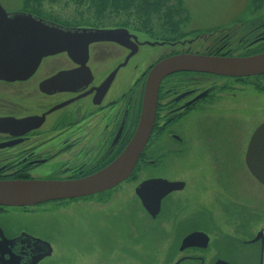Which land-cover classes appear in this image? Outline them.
<instances>
[{
	"label": "flooded vegetation",
	"instance_id": "af4514ba",
	"mask_svg": "<svg viewBox=\"0 0 264 264\" xmlns=\"http://www.w3.org/2000/svg\"><path fill=\"white\" fill-rule=\"evenodd\" d=\"M225 7L224 19L219 8H211L210 24L195 29L193 38L170 40L166 30L175 32L173 22L157 34L145 33L147 38L130 26L102 25L127 32L91 42L87 55L80 50L72 56H47L24 80H0V180H75L107 167L134 136L147 75L162 59L263 53L264 0H230ZM187 12L176 4L164 14L177 20L175 13ZM188 23L180 22L182 34H177H186ZM50 78L54 82L43 84ZM156 95L151 133L126 179L92 195L31 206L0 205V264H56L61 256L57 242L34 230L31 217L82 202L98 205H88L89 211L114 206L110 217L116 219L117 234L101 230L99 244L112 260L98 264H264V187L258 183V203L243 198L231 176L232 163H224L230 155L248 152L252 133L264 121V74L174 71L160 80ZM254 120L259 122L250 129ZM174 152L195 157V186L185 176L140 178L143 169L169 167L162 159ZM154 179L180 187L167 192L151 215L137 189ZM195 188L197 202L191 196ZM141 191L160 192L153 186ZM218 208L224 212L223 226L214 221ZM139 214L155 240L144 258L137 256Z\"/></svg>",
	"mask_w": 264,
	"mask_h": 264
},
{
	"label": "water",
	"instance_id": "95a60500",
	"mask_svg": "<svg viewBox=\"0 0 264 264\" xmlns=\"http://www.w3.org/2000/svg\"><path fill=\"white\" fill-rule=\"evenodd\" d=\"M113 36L114 31L64 28L29 13L6 12L0 5V80L25 79L47 55L61 51L72 55L79 51L81 46L86 49L87 44L93 40ZM181 70L228 76L264 74V53L246 58L179 55L161 60L148 75L135 134L115 161L106 168L78 180L0 181V205H34L49 200L89 195L106 190L125 179L149 137L159 81L165 75ZM52 81L53 79H49L44 84ZM245 162L254 178L264 184V123L251 136ZM148 185L160 190L155 194L139 192L143 205L153 215L157 212L159 201L165 193L172 190V187H179L177 183L161 179L147 181L140 187Z\"/></svg>",
	"mask_w": 264,
	"mask_h": 264
},
{
	"label": "rangeland",
	"instance_id": "374dc122",
	"mask_svg": "<svg viewBox=\"0 0 264 264\" xmlns=\"http://www.w3.org/2000/svg\"><path fill=\"white\" fill-rule=\"evenodd\" d=\"M229 2L230 0H149L144 5L150 10H153V17L143 18L133 11L131 13H122V17L113 16L112 14L104 15L103 20H100L101 17H97V15L91 11L76 7L72 0H59L55 3L45 2L41 4V6H43V11L46 12V14L58 18L61 21L66 20L68 23L73 24L79 23L82 20H88L87 22L92 25L94 23L130 26L137 30L138 35L143 38H147L145 33H149L150 31L152 34H157V32H161L164 29V25L168 27V25L173 22L177 24L174 28L175 32L173 34L169 33L171 29L167 28L166 33L170 40H175L194 37L195 29L198 31L207 28H201L200 26L210 24V21L213 19V11H211V8H219V12H215H217L222 19L226 18L224 9L226 8L225 4ZM232 2L241 3L243 0H232ZM0 4L9 12L19 11L20 9L19 0H0ZM176 4L177 7L181 6L187 8L188 12L186 15L185 13H175L178 19L172 20L170 18L172 15H165L164 13L168 10L169 6H176ZM33 6L35 5L32 4V6L29 7ZM172 18L176 19L175 16ZM185 20H189V26L183 28L186 34L180 35L182 32L178 31V25L180 22H185ZM258 122L259 121L256 120L249 121V128L252 129ZM163 160L164 163H168L167 165L170 164V166L160 167L159 169H143V171H139L140 178L152 174L169 175L173 178L185 176L186 179L191 182L192 186L197 184V175L199 173H197V165L193 164L195 163V157L188 158L187 155L182 158L174 152L170 156L164 157L162 162ZM224 163H232L233 168L231 166V176L234 180L235 187L236 184H238L240 189L238 191L239 195L243 198L253 199L255 203H258L260 199L258 182L252 176H249L245 172L244 167L241 166V164H244V155H230V160L226 157ZM239 185H243V189H241ZM251 194H253L255 198H251ZM191 196L192 200L197 202V188L191 191ZM122 202H124V200H122ZM88 205L98 206L97 204H88L86 202L68 204L66 207L59 208L54 212H47L31 217L35 222L34 227H32L34 230L45 236L52 237L57 242L60 250L59 254H61V256L55 261L56 264H98L100 260H112V255L108 256V253L103 250L99 244L101 230H107L108 232L117 234L116 230H118V228L114 225L116 224V219L110 217L112 214H115L113 211L114 206L105 208L104 210L99 207L97 211H89ZM109 211H111L110 215L108 214ZM223 213L224 212L218 208L214 215V221L218 223L219 226H223ZM140 216L139 214L138 230L140 237L137 240V256L139 258H144L145 254H149V252L155 248V240L146 232V230H149L150 225ZM113 243L117 244L119 241L113 238ZM96 261L98 262L96 263Z\"/></svg>",
	"mask_w": 264,
	"mask_h": 264
},
{
	"label": "trees",
	"instance_id": "16d2710c",
	"mask_svg": "<svg viewBox=\"0 0 264 264\" xmlns=\"http://www.w3.org/2000/svg\"><path fill=\"white\" fill-rule=\"evenodd\" d=\"M59 0H19L20 9L22 11L31 12L33 14H36L38 16L56 21L58 23L64 24V25H72L71 23H68V21H61L58 18L52 17L51 15L46 14V12L43 11V6L41 4L45 2L49 3H55ZM74 5L78 8H83L86 11H91L97 15V17H101L100 20H103L104 15H110L117 17H122V13H131L136 12V14L139 16L141 15L143 18H149L151 17L149 15L150 9L146 7L144 4L147 3L149 0H72ZM34 4L35 6H32ZM88 20H82L79 23H73V24H83L86 26H102L104 24H90L87 22ZM103 23V22H100Z\"/></svg>",
	"mask_w": 264,
	"mask_h": 264
}]
</instances>
